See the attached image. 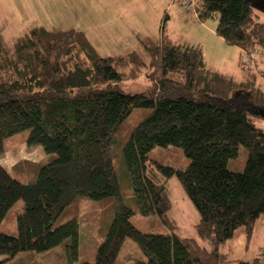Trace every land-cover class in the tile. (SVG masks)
Returning <instances> with one entry per match:
<instances>
[{
	"label": "trees",
	"instance_id": "trees-1",
	"mask_svg": "<svg viewBox=\"0 0 264 264\" xmlns=\"http://www.w3.org/2000/svg\"><path fill=\"white\" fill-rule=\"evenodd\" d=\"M194 13L199 21L216 20L215 32L227 44L264 55V22L251 0H196ZM166 18L160 37L139 38L143 55H99L83 30L50 33L42 26L25 31L11 56L0 34V156L3 139L24 129L27 145L54 156L37 167L34 181L14 178L0 164V222L17 200L24 202L22 212L9 217L16 234L0 231L4 261L66 240L74 264L79 223L75 216L59 218L78 197L119 199L111 161L120 153L138 208L156 213L170 233L137 230L130 220L134 209L120 204L94 261L75 264H114L124 237L145 256L131 264L259 263L231 260L219 245L264 217V128L256 124L264 118L263 82L244 60L251 74L244 81L210 70L201 48L164 35ZM142 71L150 84L145 90L122 89L123 78ZM240 146L243 165L230 169ZM173 174L198 211L197 237L178 235L165 219L171 208L165 184Z\"/></svg>",
	"mask_w": 264,
	"mask_h": 264
},
{
	"label": "rangeland",
	"instance_id": "rangeland-1",
	"mask_svg": "<svg viewBox=\"0 0 264 264\" xmlns=\"http://www.w3.org/2000/svg\"><path fill=\"white\" fill-rule=\"evenodd\" d=\"M251 1L254 4V12L264 22V0ZM166 7L168 10L164 12ZM164 14L168 16L165 20L164 35L176 43L201 48L203 59L210 70L229 75L237 81H244L249 75L251 78L247 68L241 65V60L246 59L244 52L238 46L227 44L216 34V20L199 21L195 13H186L176 0H0V34L11 56H14L15 44L25 31L42 26L50 33L65 29L83 30L99 55H119L133 50L143 55L144 50L139 38L160 37L159 26ZM253 53L256 55L255 61L247 60L244 64L252 63L250 70L263 82V89L264 55L258 56L260 51ZM146 71H142L135 79L123 78L120 82L122 89L130 93L145 90L150 85ZM256 124L264 128V118L256 120ZM27 137V129L5 137V149L0 156L2 167L7 169L12 177L24 182L34 181L37 177V167L48 163L54 157L52 154H46L39 144L27 145ZM160 150L166 155L172 152ZM245 155V147L240 146L237 157L229 163L228 168L239 170ZM163 162L175 163L170 158L163 159ZM111 163L120 187L119 199L93 200L86 196L78 197L63 210L59 218V223H62L75 216L79 223V246L75 263L94 261L96 250L120 204L134 209L130 220L137 230L147 233H170L169 225L156 213L145 215L138 208L131 176L126 170L121 154H115ZM150 174L153 175L152 172ZM156 175L158 178L164 177L162 174ZM165 185L171 207L166 212L165 219L174 223L178 235L197 237L196 227L200 217L184 193L177 176L173 174L168 177ZM23 209L24 202L19 199L7 214L11 218ZM9 217L0 222V231L16 234L15 219L11 220ZM199 242L204 244L200 238ZM68 243L65 240L62 244L41 252L18 251L7 261H4V255H0V264H71ZM121 243L114 264H131L134 260L145 259L133 238L124 237ZM219 250L231 260L253 261L256 258L258 264H264V217L259 218L250 231L245 227L239 228L231 239L221 242Z\"/></svg>",
	"mask_w": 264,
	"mask_h": 264
},
{
	"label": "built area",
	"instance_id": "built-area-1",
	"mask_svg": "<svg viewBox=\"0 0 264 264\" xmlns=\"http://www.w3.org/2000/svg\"><path fill=\"white\" fill-rule=\"evenodd\" d=\"M181 3L184 5V9L185 11H192L194 13V10H195V6H196V0H180ZM245 54V57L246 59H244L245 62L248 61H252V59L254 58V53L251 52V53H244Z\"/></svg>",
	"mask_w": 264,
	"mask_h": 264
},
{
	"label": "crops",
	"instance_id": "crops-1",
	"mask_svg": "<svg viewBox=\"0 0 264 264\" xmlns=\"http://www.w3.org/2000/svg\"><path fill=\"white\" fill-rule=\"evenodd\" d=\"M167 8H168V7H166V9H165V11H164V12H166V10H168ZM161 21H162V20H161ZM161 21H160V25H161ZM159 27H160V26H159ZM160 30H161V27H160Z\"/></svg>",
	"mask_w": 264,
	"mask_h": 264
}]
</instances>
